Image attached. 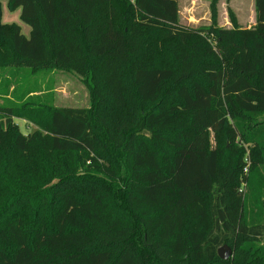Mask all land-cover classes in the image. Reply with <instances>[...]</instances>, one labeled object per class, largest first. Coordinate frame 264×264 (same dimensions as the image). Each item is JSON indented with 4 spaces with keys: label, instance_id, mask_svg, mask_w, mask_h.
Returning <instances> with one entry per match:
<instances>
[{
    "label": "trees",
    "instance_id": "obj_1",
    "mask_svg": "<svg viewBox=\"0 0 264 264\" xmlns=\"http://www.w3.org/2000/svg\"><path fill=\"white\" fill-rule=\"evenodd\" d=\"M8 6L30 36L2 23L0 5L1 67L93 84L90 109L51 108L28 135L14 119L37 108L0 105V264H264V0L245 29L182 28L178 0ZM151 35L169 64L146 66ZM124 75L142 105L167 99L109 124L101 112L126 106Z\"/></svg>",
    "mask_w": 264,
    "mask_h": 264
},
{
    "label": "rangeland",
    "instance_id": "obj_2",
    "mask_svg": "<svg viewBox=\"0 0 264 264\" xmlns=\"http://www.w3.org/2000/svg\"><path fill=\"white\" fill-rule=\"evenodd\" d=\"M8 2L9 0H0L2 23L20 26L22 34L28 38L30 28L20 18L21 9L11 10ZM178 5L179 24L182 28H207L214 19L219 26L224 28L237 25L245 29L256 24L255 0H178ZM158 42L156 35H151L146 40V52L153 53L146 66H164L172 61L169 44L159 46ZM95 74L94 83L101 88L103 86V71L98 69ZM0 77L1 80L9 83V93L6 97H0V105H5V100H11L20 102L21 106L26 104L30 108H37L35 113L28 115L26 119L20 117L14 119L24 135L40 130V124L47 117L46 111L51 108L73 110L91 108L90 86L93 83L86 78V75L62 71L58 68L31 70L0 66ZM123 78L127 86L126 106L122 109L108 106L101 112L109 124L130 123L135 120L140 110L155 109L160 100L165 102L167 99L163 94H160L155 103L142 105L136 99L134 92L131 91L132 88L128 85L127 77L124 75ZM198 78L200 79V76ZM190 84L191 82L188 83V85ZM17 98H21V100L17 101ZM40 108H43L42 111ZM222 143H224L223 137L216 141L211 135L210 144L212 146L222 145ZM6 148L7 151L10 150L8 146ZM256 160H259V156L255 158L254 169L258 166ZM94 176L104 177L100 172L94 173ZM254 204L258 206L257 202Z\"/></svg>",
    "mask_w": 264,
    "mask_h": 264
},
{
    "label": "water",
    "instance_id": "obj_3",
    "mask_svg": "<svg viewBox=\"0 0 264 264\" xmlns=\"http://www.w3.org/2000/svg\"><path fill=\"white\" fill-rule=\"evenodd\" d=\"M217 254L221 260L227 261L232 257L233 251L228 245H224L218 249Z\"/></svg>",
    "mask_w": 264,
    "mask_h": 264
},
{
    "label": "built area",
    "instance_id": "obj_4",
    "mask_svg": "<svg viewBox=\"0 0 264 264\" xmlns=\"http://www.w3.org/2000/svg\"><path fill=\"white\" fill-rule=\"evenodd\" d=\"M246 161V167L244 168V173L247 174L248 173V169H249V165H250V161L248 158L245 159Z\"/></svg>",
    "mask_w": 264,
    "mask_h": 264
}]
</instances>
